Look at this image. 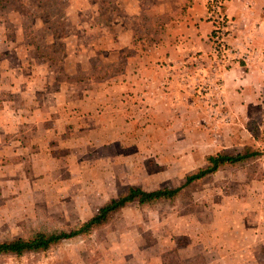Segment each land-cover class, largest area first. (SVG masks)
<instances>
[{
  "label": "rangeland",
  "instance_id": "rangeland-1",
  "mask_svg": "<svg viewBox=\"0 0 264 264\" xmlns=\"http://www.w3.org/2000/svg\"><path fill=\"white\" fill-rule=\"evenodd\" d=\"M195 3L0 0V241L69 231L129 187H180L216 152L263 150L255 137L264 138V96L231 112L201 79L235 60L214 65L208 57L185 104L160 122L139 116L130 126L140 133H88L90 123L74 133L51 112L54 101L42 102L61 86L95 93L126 70L137 73ZM29 110L47 117L41 146L24 135L37 129ZM122 120L125 129L130 119ZM0 264H264V157L194 181L171 200L129 203L87 236Z\"/></svg>",
  "mask_w": 264,
  "mask_h": 264
},
{
  "label": "crops",
  "instance_id": "crops-1",
  "mask_svg": "<svg viewBox=\"0 0 264 264\" xmlns=\"http://www.w3.org/2000/svg\"><path fill=\"white\" fill-rule=\"evenodd\" d=\"M206 8L205 0H196L191 15L181 24L184 26L172 37L165 36L154 44L142 57L137 73L126 70L119 83L111 80L93 86L95 93L82 95L75 85L61 86L53 94L43 96V104L45 99L54 101L56 106L51 112L57 121L74 124V133H84L78 130L88 128L87 123L88 133H130L132 129L133 133H140L130 125L141 118L147 124L163 121L176 106L185 104L189 92L195 91L193 84L199 74H206L201 64L210 54L208 38L212 30ZM225 15L230 22L228 43L248 52L247 61L233 62L226 68L214 66L213 78L201 79L217 90L219 105L234 112L237 107L251 104L247 99L264 96V0H225ZM86 100L91 103V116L84 115ZM29 113V121L37 129L24 135L27 143L33 139L41 146L42 135H48L44 129L47 117L39 111ZM123 118L130 119L125 129L123 124L118 126Z\"/></svg>",
  "mask_w": 264,
  "mask_h": 264
},
{
  "label": "trees",
  "instance_id": "trees-1",
  "mask_svg": "<svg viewBox=\"0 0 264 264\" xmlns=\"http://www.w3.org/2000/svg\"><path fill=\"white\" fill-rule=\"evenodd\" d=\"M225 9V8H224ZM262 142L264 138H256ZM264 157L263 150L253 145L235 151H220L205 157V165L185 177L183 185L170 189L162 188L153 191H144L140 188L129 187L125 193L117 199H113L98 209L88 220L78 224L69 231L37 232L27 238H10L0 241V257H21L31 253L48 251L54 245L78 236H87L109 222L113 213L125 207L129 203L137 202L139 206L145 207L159 201L171 200L178 196L184 187L192 182L200 180L208 175L238 166H244L256 159Z\"/></svg>",
  "mask_w": 264,
  "mask_h": 264
},
{
  "label": "built area",
  "instance_id": "built-area-1",
  "mask_svg": "<svg viewBox=\"0 0 264 264\" xmlns=\"http://www.w3.org/2000/svg\"><path fill=\"white\" fill-rule=\"evenodd\" d=\"M208 19L212 22V30L208 41L211 46L209 58L212 64L222 65L226 61L245 62L248 52H241L228 43L230 22L225 15L224 0H205Z\"/></svg>",
  "mask_w": 264,
  "mask_h": 264
}]
</instances>
